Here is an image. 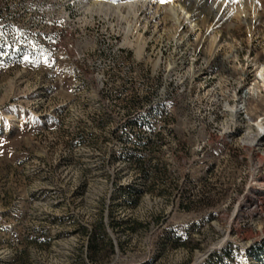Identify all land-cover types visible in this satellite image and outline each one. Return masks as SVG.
Masks as SVG:
<instances>
[{
	"label": "rangeland",
	"instance_id": "obj_1",
	"mask_svg": "<svg viewBox=\"0 0 264 264\" xmlns=\"http://www.w3.org/2000/svg\"><path fill=\"white\" fill-rule=\"evenodd\" d=\"M168 1L0 0V264H264V0Z\"/></svg>",
	"mask_w": 264,
	"mask_h": 264
},
{
	"label": "bare ground",
	"instance_id": "obj_2",
	"mask_svg": "<svg viewBox=\"0 0 264 264\" xmlns=\"http://www.w3.org/2000/svg\"><path fill=\"white\" fill-rule=\"evenodd\" d=\"M93 1H95V2H97V3H99L98 2V0H93ZM118 1V4H116L115 6H113L114 7V9L116 8L118 11H120V12H122V10L124 9V8H126L127 9V11H128V13L130 14V15H133L135 18H136V16H138V13L141 11V10H145V11H147L148 13H151V17L150 18H152L150 21H149V19L150 18H147V17H145V18H143L142 19V21L143 20H146V23L144 24L143 23V25H144V27L146 28V27H148V26H150V27H154L155 28V30L158 32V31H160V34L162 35L163 33L165 34V32H166V25H165V22H164V19L162 18L161 19V17L158 15V14H160V12L161 11H163V10H165V11H169V13H170V17H169V19L171 18L172 19V21H173V23H174V25H176L177 27H183L184 25H186V26H188V28H189V30H192V31H196V30H198L199 29V21L200 20H198V21H196V20H194L193 19V15H191L190 14V12H189V10H187V8L185 7V6H187V5H184V4H182V3H180V2H174V1H168V4L167 5H165V7H163L162 6V4L159 2V0H117ZM207 0H204L203 2H206ZM224 2H226V6H228V3H227V1H229V0H223ZM246 1L248 2V4L247 5H251V7H253L254 8V10H256V8H257V2L255 1V0H241L240 1V5L238 6V8H234V7H232V8H229V10H230V12H228V14H231V15H240V16H243V17H245V18H247V8H249V7H245V3H246ZM107 2V1H106ZM223 2V3H224ZM86 3V2H85ZM100 4V3H99ZM102 6V5H101ZM204 6V5H203ZM110 7V6H109ZM103 8V7H102ZM112 8V7H111ZM246 8V9H245ZM250 9V8H249ZM248 9V10H249ZM110 10V9H109ZM223 10V9H222ZM114 11V10H113ZM112 11V12H113ZM206 11V10H205ZM200 13V15L203 17V13H202V10H200L199 11ZM249 12V11H248ZM168 13V14H169ZM222 13V12H221ZM123 13H121V15H122ZM195 15V14H194ZM220 15V14H219ZM225 15V14H224ZM217 16V15H216ZM227 16H229V15H227ZM237 17V16H236ZM204 18V17H203ZM249 18V17H248ZM168 20V19H167ZM154 22V23H153ZM250 22H252V20L250 21ZM249 22V23H250ZM148 25V26H147ZM138 27H139V25H138ZM143 27V28H144ZM175 27V26H174ZM146 29H148V28H146ZM249 32H251L253 29H252V26H249ZM185 36V35H184ZM186 36H188V35H186ZM220 35H217V34H213L212 35V42H213V45L214 44H216V42L217 41H221V38L219 37ZM163 38V37H162ZM187 41V40H186ZM225 41V40H224ZM223 41V42H224ZM228 43V42H227ZM227 43H225V44H227ZM179 44H180V42H179ZM229 44V43H228ZM227 44V45H228ZM188 45V44H187ZM223 45V44H222ZM139 48H138V53L139 54H142V49L144 48V46H143V48H142V46L138 43V45H137ZM226 46V45H225ZM232 46V45H231ZM213 47V46H212ZM233 51V50H232ZM181 56H183L182 58H183V60L185 61V62H187V63H189L190 65H193L194 64V59H191L190 57H189V53L187 52V51H184V52H182L181 53ZM183 61V62H184ZM257 63V62H256ZM255 64V63H254ZM256 66V65H255ZM256 80L257 81H259V82H263L262 84V86H264V64H258L257 66H256ZM255 80V81H256ZM258 82V83H259ZM255 85H256V83H254ZM259 85H261V84H259ZM252 88L253 87H251V90H252ZM255 88V87H254ZM263 89V88H262ZM238 106V105H237ZM234 107V106H233ZM232 114L235 116V117H237L238 116V114H240V112H239V109H238V107H235L233 110H232ZM257 123V127H259V128H261V129H263L264 130V123L262 122V120H260V121H258V122H256ZM256 125V124H255ZM252 127H254V126H252ZM250 132H252V131H250ZM249 132V133H250ZM264 132H260V131H256V133H254V135H255V138H253L252 139V141H251V143L250 144H253V145H261L262 144V141L264 140V134H263ZM246 138H248V132H247V135H246ZM255 147V146H254ZM258 148V147H257ZM257 192V191H256ZM261 196H263L264 197V191H259L258 192Z\"/></svg>",
	"mask_w": 264,
	"mask_h": 264
},
{
	"label": "trees",
	"instance_id": "obj_3",
	"mask_svg": "<svg viewBox=\"0 0 264 264\" xmlns=\"http://www.w3.org/2000/svg\"><path fill=\"white\" fill-rule=\"evenodd\" d=\"M82 232H84L85 234L88 235L89 237V243H88V249H89V257L91 258V260H95L99 250L101 249V241L105 238L107 239L106 245L109 247L110 251H114L115 250V243H113V240L108 238V236L106 235V227H105V223L102 219H100V221L98 222L96 229L93 231L91 230L90 232L87 231V229L85 227H82ZM229 248L225 247L223 248V253H219L218 251H214L212 252L208 258L206 259V261L212 259V258H216L219 257L221 255H227L229 254L228 251Z\"/></svg>",
	"mask_w": 264,
	"mask_h": 264
},
{
	"label": "snow or ice",
	"instance_id": "obj_4",
	"mask_svg": "<svg viewBox=\"0 0 264 264\" xmlns=\"http://www.w3.org/2000/svg\"><path fill=\"white\" fill-rule=\"evenodd\" d=\"M113 2H115V0H113ZM160 2H165V0H160Z\"/></svg>",
	"mask_w": 264,
	"mask_h": 264
},
{
	"label": "built area",
	"instance_id": "obj_5",
	"mask_svg": "<svg viewBox=\"0 0 264 264\" xmlns=\"http://www.w3.org/2000/svg\"><path fill=\"white\" fill-rule=\"evenodd\" d=\"M191 55H192V53H191ZM196 60V59H195ZM262 179H264V178H262ZM262 191H264V190H262Z\"/></svg>",
	"mask_w": 264,
	"mask_h": 264
}]
</instances>
